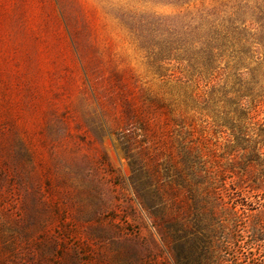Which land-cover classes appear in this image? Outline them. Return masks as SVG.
<instances>
[{
    "label": "rangeland",
    "instance_id": "rangeland-1",
    "mask_svg": "<svg viewBox=\"0 0 264 264\" xmlns=\"http://www.w3.org/2000/svg\"><path fill=\"white\" fill-rule=\"evenodd\" d=\"M124 2L0 0V264H196L178 225L193 210L188 153L201 147L199 175L226 186L231 156L181 101L179 64L146 65ZM243 197L264 205L230 202Z\"/></svg>",
    "mask_w": 264,
    "mask_h": 264
},
{
    "label": "trees",
    "instance_id": "trees-1",
    "mask_svg": "<svg viewBox=\"0 0 264 264\" xmlns=\"http://www.w3.org/2000/svg\"><path fill=\"white\" fill-rule=\"evenodd\" d=\"M124 1L117 17L146 65L164 77L165 64H179L181 101L210 120L231 156L222 170L231 179L226 186L215 173L199 175L201 147L188 153L193 210L189 224L178 225L191 237L196 264H264V205L252 207L245 197L239 209L230 202L236 194L264 196V120L253 121L259 108L264 113V0H136L140 7Z\"/></svg>",
    "mask_w": 264,
    "mask_h": 264
}]
</instances>
